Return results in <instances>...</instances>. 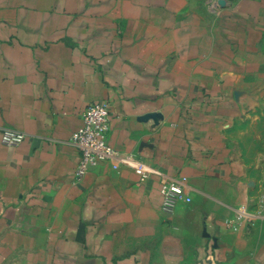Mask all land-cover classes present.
<instances>
[{
  "label": "crops",
  "instance_id": "crops-1",
  "mask_svg": "<svg viewBox=\"0 0 264 264\" xmlns=\"http://www.w3.org/2000/svg\"><path fill=\"white\" fill-rule=\"evenodd\" d=\"M91 101L159 175H74ZM6 129L0 264H264V0H0Z\"/></svg>",
  "mask_w": 264,
  "mask_h": 264
},
{
  "label": "built area",
  "instance_id": "built-area-1",
  "mask_svg": "<svg viewBox=\"0 0 264 264\" xmlns=\"http://www.w3.org/2000/svg\"><path fill=\"white\" fill-rule=\"evenodd\" d=\"M109 111L107 105L97 101L89 102L81 113V126L70 136L78 154V161L74 169L76 177L82 176L90 168L102 161L113 158L114 166H127L143 176L159 175L153 166L137 159L117 153L107 142ZM24 138V133L11 129L2 131L1 143L9 146L17 145ZM161 208L166 213H172L179 202H189L183 184L174 181H161ZM238 217L245 216L244 210H238Z\"/></svg>",
  "mask_w": 264,
  "mask_h": 264
}]
</instances>
